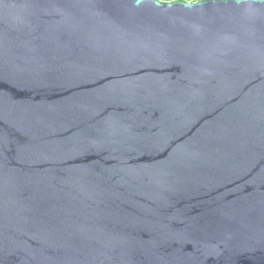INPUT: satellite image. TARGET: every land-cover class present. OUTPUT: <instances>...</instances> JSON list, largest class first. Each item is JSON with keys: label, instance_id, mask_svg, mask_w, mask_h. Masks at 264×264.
Listing matches in <instances>:
<instances>
[{"label": "water", "instance_id": "obj_1", "mask_svg": "<svg viewBox=\"0 0 264 264\" xmlns=\"http://www.w3.org/2000/svg\"><path fill=\"white\" fill-rule=\"evenodd\" d=\"M0 264H264V0H0Z\"/></svg>", "mask_w": 264, "mask_h": 264}, {"label": "trees", "instance_id": "obj_2", "mask_svg": "<svg viewBox=\"0 0 264 264\" xmlns=\"http://www.w3.org/2000/svg\"><path fill=\"white\" fill-rule=\"evenodd\" d=\"M162 2H169V1H187V2H195V1H199V0H160Z\"/></svg>", "mask_w": 264, "mask_h": 264}]
</instances>
